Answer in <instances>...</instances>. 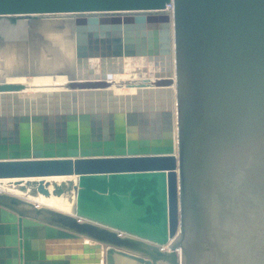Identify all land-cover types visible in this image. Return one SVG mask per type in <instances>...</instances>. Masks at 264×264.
I'll use <instances>...</instances> for the list:
<instances>
[{
    "label": "water",
    "instance_id": "95a60500",
    "mask_svg": "<svg viewBox=\"0 0 264 264\" xmlns=\"http://www.w3.org/2000/svg\"><path fill=\"white\" fill-rule=\"evenodd\" d=\"M68 173L0 187L167 248L0 190V264H264V0H0V177Z\"/></svg>",
    "mask_w": 264,
    "mask_h": 264
},
{
    "label": "bare ground",
    "instance_id": "6f19581e",
    "mask_svg": "<svg viewBox=\"0 0 264 264\" xmlns=\"http://www.w3.org/2000/svg\"><path fill=\"white\" fill-rule=\"evenodd\" d=\"M168 11H169V14H170L171 72H172V77H174V44H173V27H172L173 20H172V12L170 10H168ZM172 101H173L175 183H176V193H177L178 192L177 166H176V160H177V122H176L175 84H172ZM99 174H109V173L108 172H90V173H85L84 175H99ZM77 175H79V174H77V173H68V174H50V175L0 177V179L61 177V176H77ZM0 190L7 191L9 193L16 194V195L21 196V197H25L26 199L31 200V201L39 204V205L48 206L50 208H54V209H57V210H60V211L66 212V213H71V214L78 215V216L82 217L83 219H88V220H91V221H94V222L109 226L111 228L119 230L123 234H129L131 236L142 238L144 240L150 241V242L155 243L157 245L163 246L164 248H167V244L174 237V235L176 234V232L178 230V227H179L178 226V218H177V224H176V228H175L174 233L167 240L161 242V241H157V240H154V239H151V238H148V237H145V236H142V235H139V234L124 230L122 228H119V227H116V226H113V225H110V224H107V223H104V222H101V221H98V220H95V219H92V218H89V217H86V216H83V215H80L78 213H75V212H72V211H69V210H66V209H63V208H60V207H57V206H54V205L39 201V200H36L34 198H31V197H28V196H25V195H22V194H19V193H16V192H13V191H10V190H7V189H4L2 187H0ZM176 212H177V215H178V203H177V201H176ZM137 258L138 257L132 256V255H123V254L116 253L114 251L112 253V261H111L110 264H143Z\"/></svg>",
    "mask_w": 264,
    "mask_h": 264
},
{
    "label": "built area",
    "instance_id": "2783aa9c",
    "mask_svg": "<svg viewBox=\"0 0 264 264\" xmlns=\"http://www.w3.org/2000/svg\"><path fill=\"white\" fill-rule=\"evenodd\" d=\"M167 9L168 10H171L172 9V3L171 2L167 4Z\"/></svg>",
    "mask_w": 264,
    "mask_h": 264
},
{
    "label": "crops",
    "instance_id": "0c3cea01",
    "mask_svg": "<svg viewBox=\"0 0 264 264\" xmlns=\"http://www.w3.org/2000/svg\"><path fill=\"white\" fill-rule=\"evenodd\" d=\"M11 256V255H10ZM6 257V256H5Z\"/></svg>",
    "mask_w": 264,
    "mask_h": 264
}]
</instances>
